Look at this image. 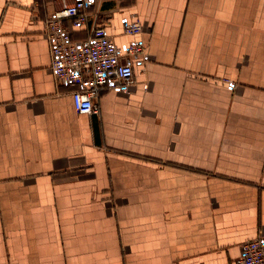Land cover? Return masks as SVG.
Here are the masks:
<instances>
[{
  "label": "crops",
  "instance_id": "crops-1",
  "mask_svg": "<svg viewBox=\"0 0 264 264\" xmlns=\"http://www.w3.org/2000/svg\"><path fill=\"white\" fill-rule=\"evenodd\" d=\"M61 8L0 0V264H234L264 234V0H88L72 38L147 53L96 114L50 70Z\"/></svg>",
  "mask_w": 264,
  "mask_h": 264
},
{
  "label": "built area",
  "instance_id": "built-area-1",
  "mask_svg": "<svg viewBox=\"0 0 264 264\" xmlns=\"http://www.w3.org/2000/svg\"><path fill=\"white\" fill-rule=\"evenodd\" d=\"M62 8L44 20L45 37L49 45L50 70L58 84H74L72 105L75 111L96 114L97 94L105 88L129 84L136 66L147 61L145 44L132 40L122 49L103 26H94L82 39L71 37L73 29L87 26L85 11L88 0H59ZM138 21H124L123 32L138 35ZM234 264H264V234L241 244V253Z\"/></svg>",
  "mask_w": 264,
  "mask_h": 264
}]
</instances>
